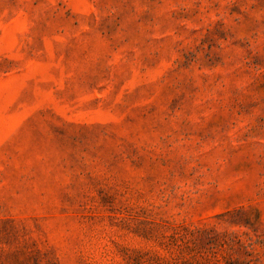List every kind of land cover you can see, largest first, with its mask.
<instances>
[{
    "label": "rangeland",
    "instance_id": "rangeland-1",
    "mask_svg": "<svg viewBox=\"0 0 264 264\" xmlns=\"http://www.w3.org/2000/svg\"><path fill=\"white\" fill-rule=\"evenodd\" d=\"M0 264H264V0H0Z\"/></svg>",
    "mask_w": 264,
    "mask_h": 264
}]
</instances>
